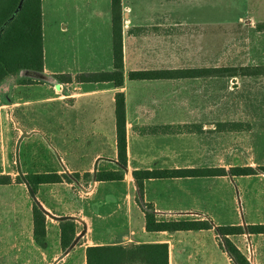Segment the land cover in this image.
<instances>
[{
	"label": "crops",
	"instance_id": "0c3cea01",
	"mask_svg": "<svg viewBox=\"0 0 264 264\" xmlns=\"http://www.w3.org/2000/svg\"><path fill=\"white\" fill-rule=\"evenodd\" d=\"M204 3L122 0L124 62L122 68H116L112 0H41L44 69L22 70L0 81V134L14 133L18 138L23 132L28 134L20 143L24 144L20 160L25 175L77 173L73 180L79 184L83 181L80 185L87 188L66 206L69 211L64 213H60V205L68 196L56 194L53 189L72 185L73 180L38 188L36 196L40 193L45 210L51 212L47 213V244L53 238L64 251L60 224L70 217L77 223L76 246L82 248L84 264L90 245L140 243H167L169 264H232L225 263L223 251L220 261L212 259L222 239L215 228L150 232L141 204H153L160 220L206 219L210 213L209 179L215 176L150 178L144 182L142 195L133 176L139 169L210 167L208 75L130 78L132 71L139 70L224 67L209 65L208 34L202 29L208 23L201 15L192 14L193 8L203 7ZM114 71L122 72L121 85L114 80L75 79L82 73ZM66 75H71L73 81H68ZM118 92L125 95L128 162L123 179L97 180L98 171L122 168L117 145ZM4 160L0 146V164ZM251 176L261 175L234 177L239 182L241 177ZM16 183L27 186L25 180ZM43 186L51 189L40 192ZM239 189L245 199L241 206L244 223L236 220L226 224H264V203L250 202L252 189L248 193L241 183ZM31 198L29 230L36 243L32 215L35 200ZM93 220L101 222L102 235L91 236ZM234 237L251 242L257 249V264H264V233L246 231L230 236L242 251Z\"/></svg>",
	"mask_w": 264,
	"mask_h": 264
},
{
	"label": "rangeland",
	"instance_id": "374dc122",
	"mask_svg": "<svg viewBox=\"0 0 264 264\" xmlns=\"http://www.w3.org/2000/svg\"><path fill=\"white\" fill-rule=\"evenodd\" d=\"M204 2L203 7L193 8L192 14L201 15L204 21L207 20V28L203 25L202 29L208 34L209 65L264 67V0ZM208 104L209 166L230 170L232 166L251 165L258 169L261 176L241 177L239 182L230 174L210 177V213L205 218L212 220L215 225L236 223V220L244 223V211L241 206L245 199L240 194L239 183L248 193L250 189L253 190L249 197L250 202L264 203V171L260 169L264 166V74L230 79L209 78ZM236 119L248 121L245 122L244 131L213 129L218 120ZM22 136L24 138L28 134L23 132L19 138L18 134L14 133L0 134V146L6 156V161L0 164V174H10L13 177L12 184L0 185V264H84L82 248L76 246L78 239H75L76 244L73 247L61 251L58 245L54 244L53 238L50 244L46 241L39 244L33 242L30 237L29 207L32 195L28 185L16 183L18 175L22 179L25 177L20 160V153L24 156V144L20 145L19 152L17 149ZM54 160L58 163L56 155ZM69 177L71 180L75 178L74 174ZM73 181L72 185L53 189L56 194L68 196V200L64 202L66 205H60L65 211L61 210L60 213L68 212L66 206L76 200L77 195L81 196V190L87 189L86 186L80 185L83 181L80 184ZM44 189L51 188L43 186L40 192L45 193ZM36 193L35 197H32L44 208L40 193L37 196ZM47 213L51 215V212L46 211V215ZM213 217L217 221H214ZM92 228V237L104 233L99 220H93ZM82 235L81 233L80 236ZM233 239L241 247L250 264H257V249L252 243L245 239L239 240L238 237ZM222 240L219 250L212 253V259L220 261L223 251L225 263L229 261L237 264L222 245Z\"/></svg>",
	"mask_w": 264,
	"mask_h": 264
},
{
	"label": "trees",
	"instance_id": "16d2710c",
	"mask_svg": "<svg viewBox=\"0 0 264 264\" xmlns=\"http://www.w3.org/2000/svg\"><path fill=\"white\" fill-rule=\"evenodd\" d=\"M113 31H114V59L116 68H122L124 62L122 41V0H112ZM41 0H0V81L18 74L22 70L43 71L44 51L42 36ZM208 75L209 78L230 79L237 76H252L264 74L263 66H224L207 70H139L132 71V79L179 78ZM63 76V75H62ZM68 81H73L71 75H66ZM77 81H109L116 84L123 83L121 71L82 73L78 74ZM116 125L117 145L120 171L102 170L97 172V180H121L123 168L127 166V135H126V103L123 92L116 94ZM216 129L219 131H236L245 129L242 121H219ZM264 171V166L260 167ZM242 176L258 174V169L251 166L225 167L210 166L207 168H175V169H139L133 172L136 184L143 194L144 182L150 178H174L186 176ZM74 176H78L75 173ZM64 179L71 180L67 174L57 172L29 173L25 180L36 193L41 184L58 183ZM13 177L10 174H0V185L10 184ZM145 211L146 229L154 231L202 230L215 228L222 236V245L229 252L237 264H250V261L233 242L230 236L250 233H264V224L215 225L210 219L183 218L158 219L155 208L151 203H141ZM34 230L33 235L37 243L43 244L47 236L46 210L37 202L32 208ZM61 246L67 250L77 238V223L74 219L64 218L60 224ZM86 264H169L167 243H140L132 245H90L86 248Z\"/></svg>",
	"mask_w": 264,
	"mask_h": 264
},
{
	"label": "water",
	"instance_id": "95a60500",
	"mask_svg": "<svg viewBox=\"0 0 264 264\" xmlns=\"http://www.w3.org/2000/svg\"><path fill=\"white\" fill-rule=\"evenodd\" d=\"M22 138H23V136L19 139L18 144H17L18 152H19V147H20V143H21ZM27 185L29 187V190H30L31 195L35 197V192L31 189V187H30V185L28 183H27ZM75 244H76V241H74V243L71 245V247H73Z\"/></svg>",
	"mask_w": 264,
	"mask_h": 264
}]
</instances>
